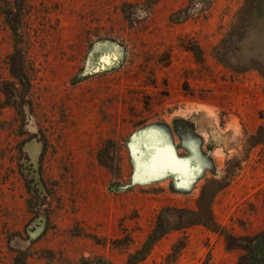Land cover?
<instances>
[{
  "label": "rangeland",
  "instance_id": "obj_1",
  "mask_svg": "<svg viewBox=\"0 0 264 264\" xmlns=\"http://www.w3.org/2000/svg\"><path fill=\"white\" fill-rule=\"evenodd\" d=\"M245 1L0 0V264H239L264 228V10L225 44ZM147 128L196 170L137 182Z\"/></svg>",
  "mask_w": 264,
  "mask_h": 264
},
{
  "label": "trees",
  "instance_id": "obj_2",
  "mask_svg": "<svg viewBox=\"0 0 264 264\" xmlns=\"http://www.w3.org/2000/svg\"><path fill=\"white\" fill-rule=\"evenodd\" d=\"M12 4L9 9H21L24 0H11ZM211 0H190V3H199L202 5H207ZM259 0H246L244 8L241 10L240 22L234 26L227 35V40L225 44H230V51L232 49L238 50V46L243 42V38L247 31L251 29L252 23L261 18L264 9H256ZM188 11V9H185ZM13 25V24H12ZM12 30L17 32L15 25L12 26ZM17 53V50H16ZM253 144L264 143V127H260L258 131L251 137ZM208 214V210L205 211ZM211 221V218L208 219ZM208 220L204 223H208ZM198 222V218L191 220L188 223ZM161 223L158 222L156 227L148 235L146 241L144 242V249L150 247L154 241H156L163 232L160 231ZM141 253L138 251L136 254ZM135 258V255L130 257V260ZM16 260L15 264H23L22 261ZM239 264H264V228L261 232L251 238V243L246 250V253L240 258Z\"/></svg>",
  "mask_w": 264,
  "mask_h": 264
},
{
  "label": "bare ground",
  "instance_id": "obj_3",
  "mask_svg": "<svg viewBox=\"0 0 264 264\" xmlns=\"http://www.w3.org/2000/svg\"><path fill=\"white\" fill-rule=\"evenodd\" d=\"M116 58L117 56L115 54L110 55L109 53L106 52L102 53L98 59V62L96 63L98 66L97 69L98 70L104 69L110 66L113 63V61L114 62L116 61ZM129 145L132 154L137 162V165L139 167H142L144 171L148 173V175L150 172H151L150 175L153 172L154 174L156 173V176H158L157 173L160 174V171L163 169L162 167H166V166L172 167V170H174L175 172H177V170L175 169L178 170L185 169L187 172V170L189 171L190 169L194 168V162H195L194 157H191L190 155V157L185 160H177L174 154L173 147L171 146L170 142L166 139L163 131L158 128H150L144 131L138 137L133 139L129 143ZM196 168L194 169L196 170ZM163 170H165V168ZM169 170L171 169L169 168ZM172 170L171 172H174ZM183 172L182 175L186 174L185 172L184 173ZM191 174L194 176L193 173ZM178 177L180 178V175ZM188 177H190V174ZM185 179H189V178H185ZM185 179L184 181L186 182Z\"/></svg>",
  "mask_w": 264,
  "mask_h": 264
},
{
  "label": "crops",
  "instance_id": "obj_4",
  "mask_svg": "<svg viewBox=\"0 0 264 264\" xmlns=\"http://www.w3.org/2000/svg\"><path fill=\"white\" fill-rule=\"evenodd\" d=\"M101 48V47H100ZM99 49V48H98ZM97 50V49H96ZM95 65L97 66V64L95 63ZM97 69V68H96ZM98 70V69H97ZM148 129H150V128H147V129H145V130H143V131H140L137 135H135L131 140H130V142L133 140V139H135L136 137H138L141 133H143L144 131H146V130H148ZM135 170H136V173H135V179H137V180H140V181H137V182H144V183H150V182H152L153 180H156V179H160V180H162V178H164L162 175H160L159 173H157V175L158 176H156V173L154 174V173H152L151 175H150V173H149V175H148V173L147 172H145V171H143L142 172V170H141V168L139 169V168H137V162H136V160H135ZM139 167V166H138ZM197 172V171H196ZM193 173L194 174V176L193 175H191V177L189 178L190 180H191V184L190 185H192L193 184V182H194V180H195V178L198 176L197 175V173ZM156 176V177H155ZM193 177V178H192ZM192 178V179H191ZM188 179V180H189ZM188 186H189V184H188Z\"/></svg>",
  "mask_w": 264,
  "mask_h": 264
},
{
  "label": "water",
  "instance_id": "obj_5",
  "mask_svg": "<svg viewBox=\"0 0 264 264\" xmlns=\"http://www.w3.org/2000/svg\"><path fill=\"white\" fill-rule=\"evenodd\" d=\"M175 179H176V176L175 175H172Z\"/></svg>",
  "mask_w": 264,
  "mask_h": 264
}]
</instances>
